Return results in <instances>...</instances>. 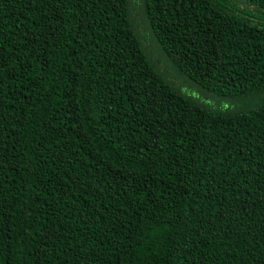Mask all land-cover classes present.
Returning <instances> with one entry per match:
<instances>
[{"label": "trees", "instance_id": "1", "mask_svg": "<svg viewBox=\"0 0 264 264\" xmlns=\"http://www.w3.org/2000/svg\"><path fill=\"white\" fill-rule=\"evenodd\" d=\"M0 264H264V0H0Z\"/></svg>", "mask_w": 264, "mask_h": 264}]
</instances>
